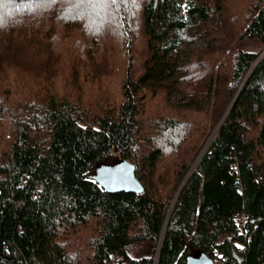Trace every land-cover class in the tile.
Masks as SVG:
<instances>
[{"label": "trees", "instance_id": "1", "mask_svg": "<svg viewBox=\"0 0 264 264\" xmlns=\"http://www.w3.org/2000/svg\"><path fill=\"white\" fill-rule=\"evenodd\" d=\"M245 36L264 44V0H0V264H151L161 233L158 264H264V50ZM123 158L141 193L101 184Z\"/></svg>", "mask_w": 264, "mask_h": 264}, {"label": "water", "instance_id": "2", "mask_svg": "<svg viewBox=\"0 0 264 264\" xmlns=\"http://www.w3.org/2000/svg\"><path fill=\"white\" fill-rule=\"evenodd\" d=\"M106 171L99 178L101 184L108 189H123L141 193L143 185L134 171V164L129 160L120 159L114 166H105ZM187 264H214L213 259L198 253L188 258Z\"/></svg>", "mask_w": 264, "mask_h": 264}, {"label": "rangeland", "instance_id": "3", "mask_svg": "<svg viewBox=\"0 0 264 264\" xmlns=\"http://www.w3.org/2000/svg\"><path fill=\"white\" fill-rule=\"evenodd\" d=\"M218 39V36H213L211 38H205L204 40H201L199 43L200 45L201 44H210V43H214L216 42ZM237 44L243 48V49H246V50H253V51H263L264 49V44L263 42L258 39V38H249V37H242V38H239L237 40ZM162 99L161 97L159 96H156V97H152V98H149L148 101H147V111H157L160 103H162ZM162 105V104H161ZM214 135V128L205 135V137L203 138V142H201L202 144L198 147L197 149V153L195 155V157L191 160L190 162V167H189V170L190 171L194 165L196 164L199 156L203 153L205 147L207 146L208 142L210 141V139L213 137ZM161 237H159L157 239V244H156V247L158 246V243H159V239L162 238V233L160 235ZM150 248V244H146V243H139V244H136L134 246V253H138V252H148Z\"/></svg>", "mask_w": 264, "mask_h": 264}, {"label": "built area", "instance_id": "4", "mask_svg": "<svg viewBox=\"0 0 264 264\" xmlns=\"http://www.w3.org/2000/svg\"><path fill=\"white\" fill-rule=\"evenodd\" d=\"M237 222L239 224H242L244 222V216L241 215L238 218ZM159 240L161 241V239H159ZM160 241L158 243V246L156 247L155 254L153 256V260H152L151 264H158V249H159ZM213 262H214V264H222V261L221 260H217V259H214ZM107 264H131V263H129L127 260H125L122 254H116L111 259H109ZM139 264H148V263L142 262V263H139Z\"/></svg>", "mask_w": 264, "mask_h": 264}, {"label": "snow or ice", "instance_id": "5", "mask_svg": "<svg viewBox=\"0 0 264 264\" xmlns=\"http://www.w3.org/2000/svg\"><path fill=\"white\" fill-rule=\"evenodd\" d=\"M104 2L105 0H78V3L90 4V5H95Z\"/></svg>", "mask_w": 264, "mask_h": 264}]
</instances>
